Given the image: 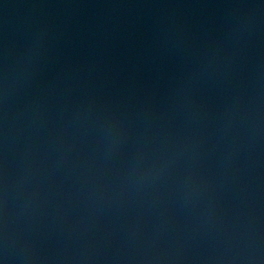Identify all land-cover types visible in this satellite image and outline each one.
<instances>
[{"label": "water", "instance_id": "95a60500", "mask_svg": "<svg viewBox=\"0 0 264 264\" xmlns=\"http://www.w3.org/2000/svg\"><path fill=\"white\" fill-rule=\"evenodd\" d=\"M0 264H264V0H0Z\"/></svg>", "mask_w": 264, "mask_h": 264}]
</instances>
